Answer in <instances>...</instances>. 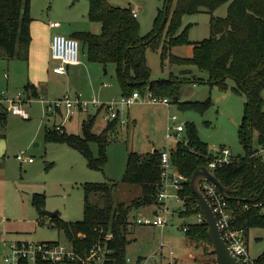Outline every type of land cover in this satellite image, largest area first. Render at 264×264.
Segmentation results:
<instances>
[{
  "label": "rangeland",
  "instance_id": "374dc122",
  "mask_svg": "<svg viewBox=\"0 0 264 264\" xmlns=\"http://www.w3.org/2000/svg\"><path fill=\"white\" fill-rule=\"evenodd\" d=\"M116 7L137 9V22L140 36H147L154 26L157 10L162 8L161 0H108ZM228 3L214 13L225 17ZM87 0H31V24L34 38L62 34L74 36L81 33L98 35L100 26L88 18ZM58 23V28L49 27ZM187 26L188 39L193 44L210 37V14L202 11L183 18L180 32ZM80 63L72 66L65 76L52 74L56 64L40 54L29 60L21 54L11 61L0 59V92L15 97L24 90L28 82L37 83L40 91L38 98L24 106L30 119L8 114L5 125H0V254L6 251L5 243H46L68 244L64 233L56 228L54 222L44 211L58 212V217L69 223L83 219V204L86 184L114 182L116 202L129 205L141 194V185L124 182V174L129 153L144 155L154 150L170 148L186 143L190 129H194L198 138L207 144L212 158L218 151L227 148L234 157H243L246 152L239 142L238 127L244 114V96L234 91V82L226 81L221 88L210 82L209 72L201 70L193 63H178L172 59L193 57V45L173 47L161 63V51H146V63L151 70V81L180 80L176 99H170L169 107L138 102L130 107L117 105L119 122L124 124L116 129L106 144L104 153L106 164L101 170L89 166L80 152L65 143L48 142L45 134L48 129L67 136H83L82 122L89 115L97 114L93 128L100 133L110 121L106 119L108 106L119 101L123 95L116 74V66H106L91 62L87 49L79 41ZM43 56V57H42ZM8 73L9 80L4 78ZM148 90V89H147ZM149 93V92H147ZM65 95L74 100L78 96L86 108L71 109L72 114L65 119L66 109L52 111L49 103ZM146 95V93H145ZM142 97V96H141ZM264 111V90L261 92ZM193 105V107L188 106ZM177 116L176 123L170 122ZM184 126V132L174 135L172 128ZM63 126L62 131L57 127ZM171 129L172 138L167 139V129ZM5 135V137L3 136ZM94 159H100L97 143L89 144ZM254 149L259 146L256 141ZM25 152L32 163L22 164L16 156ZM175 190L170 189L169 194ZM34 200H42L43 207L38 209ZM91 201H99L91 196ZM168 224L164 228L131 226L127 235L130 244L126 257L130 264H137L139 258L147 259V264H204L215 260L212 245H191L182 230L183 220L179 217L180 203L171 197ZM155 204L131 210V220L138 214L153 216ZM198 215L194 218L197 219ZM256 234H258L256 236ZM260 237V239H255ZM251 259H256L264 251V229L251 230L248 240ZM173 256H170V253Z\"/></svg>",
  "mask_w": 264,
  "mask_h": 264
},
{
  "label": "trees",
  "instance_id": "16d2710c",
  "mask_svg": "<svg viewBox=\"0 0 264 264\" xmlns=\"http://www.w3.org/2000/svg\"><path fill=\"white\" fill-rule=\"evenodd\" d=\"M78 1V0H74ZM88 18L100 26L98 35L81 33L71 36L81 41L87 49L91 62L106 66L114 64L123 95L138 92L141 96L150 92L156 97L176 99L180 80L151 81V70L146 63L148 48L161 51V63L171 49L192 44L188 39L187 26L181 30L183 18L202 11L210 14V37L193 43V57L189 60L173 58L178 63H193L201 70L209 72L210 82L226 87V81L234 82V91L244 96V114L238 127L239 142L245 150L243 157H234L229 164L218 167L215 175L218 181L232 190L226 201L232 210L231 226L242 230L246 236L251 229H264V162L257 153L264 148V111L261 92L264 90V0H161L162 8L157 10L154 26L147 36H140V25L133 17L131 9L116 7L108 0H87ZM228 3L225 17L214 13ZM31 0H0V59L11 61L21 54L28 59L31 43ZM148 89V90H147ZM24 92L33 98L39 95L35 86L27 84ZM193 107V105H189ZM97 114L89 115L82 122L83 136L60 135L48 129V142L65 143L80 152L89 166L101 170L106 164L104 149L111 135L120 126L119 120H110L100 133L93 131ZM8 113L0 107V125L6 123ZM254 141L259 148L254 149ZM97 143L100 159H94L89 147ZM174 169L187 178L178 191L186 211H180L185 232L191 245H210L208 227L203 220L197 224L196 215H203L198 200L192 193L190 179L200 167L208 166L211 154L207 144L202 142L195 130H189L186 143L170 152ZM161 156L159 150L140 155H128L124 182L141 185V194L129 205L116 202L114 190L117 184L105 182L86 184L83 204V219L69 223L59 217L51 219L62 231L71 248L78 253L88 251L93 245H106L111 251L105 264H128L126 250L130 241L129 222L131 210L156 203L161 184ZM98 196L93 203L91 196ZM38 209L42 200H34ZM111 235L112 239L107 240ZM104 243V244H103ZM211 246V245H210ZM264 264V251L255 260ZM39 264H50L40 262ZM62 264H74L73 262Z\"/></svg>",
  "mask_w": 264,
  "mask_h": 264
},
{
  "label": "built area",
  "instance_id": "2783aa9c",
  "mask_svg": "<svg viewBox=\"0 0 264 264\" xmlns=\"http://www.w3.org/2000/svg\"><path fill=\"white\" fill-rule=\"evenodd\" d=\"M131 13L134 18L138 17L137 9H131ZM51 28H58V23H50ZM80 43L78 40L71 36H65L62 34L53 35L51 40V53L52 58L56 62L53 68V72L57 75H66L67 67L77 66L80 63L79 53ZM5 77L7 75L5 74ZM32 101V96H28L26 92L22 91L15 97H9L5 91L0 92V107H3L8 114L19 116L23 119H29L28 112L24 109V106ZM140 103L164 105L169 107L171 101L168 97H156L150 92L145 96H142L138 92H134L130 96H122L119 101H112L106 106L107 117L109 120H119V110L115 109L117 105L130 107L132 105ZM88 105L83 104L78 96L74 100H71L69 96L65 95L63 98L49 103V108L52 111H61L63 107L66 109L67 119L71 114V109H83ZM100 107H103L101 105ZM170 122L176 123L178 121L177 116H172ZM121 124H124L123 120H120ZM63 126H58L57 130L62 131ZM171 129L168 127L166 138L170 139L173 135L170 133ZM174 135H179L184 132V126L177 125L172 128ZM178 137V136H177ZM185 144V143H184ZM170 148H162L159 150L161 156V184L160 189L156 197L155 211L153 216L138 214L133 220L130 219L129 228L133 225L142 227H159L164 228L168 224L169 206L167 201L169 198L174 197L179 203V211H186L183 206V199L179 196L178 191L182 188L184 182H187V178L179 174L173 167L170 160ZM26 153L21 152L16 156L22 164L32 163V158L25 157ZM257 156L264 162V148L261 149ZM234 156L227 148H222L218 151L217 157L212 158L208 165L211 172L215 173L218 167L225 164H229L233 160ZM175 190L174 194H169L170 189ZM201 191L207 201L209 202L212 211L217 220V226L220 231L221 237L227 244L230 252L238 259L240 264H257L255 259H251L249 256V250L247 245V238L242 230L235 229L231 226V220L233 219L232 210L230 209L226 197L220 192L218 187L209 180H204L200 184ZM205 221L203 215H198L196 223L199 224ZM1 228V222H0ZM184 233L188 230V225H182ZM112 239V236H107V240ZM104 244V243H103ZM6 251L0 254V264H39L40 262H48L50 264H62L73 262L74 264H105L111 251L106 245L95 244L88 251L83 253L75 252L70 245L61 244L57 242L46 243H22V242H10L5 243ZM173 256V253H170ZM130 264L129 260H126ZM147 259L139 258L137 264H147ZM206 264H216L215 260H212Z\"/></svg>",
  "mask_w": 264,
  "mask_h": 264
},
{
  "label": "water",
  "instance_id": "95a60500",
  "mask_svg": "<svg viewBox=\"0 0 264 264\" xmlns=\"http://www.w3.org/2000/svg\"><path fill=\"white\" fill-rule=\"evenodd\" d=\"M204 180H209L214 183L224 197L228 198V195L232 193V190L224 187L217 179L216 175L211 172L208 166H203L198 168L192 175L190 179V187L192 193L198 200L199 206L202 209L205 223L208 227V236L210 243L213 247L215 262L216 264H240L238 259L230 252L224 239L221 237L220 231L217 226L216 217L212 211V208L203 195L200 184ZM44 214L53 219L58 217V212L44 211Z\"/></svg>",
  "mask_w": 264,
  "mask_h": 264
},
{
  "label": "crops",
  "instance_id": "0c3cea01",
  "mask_svg": "<svg viewBox=\"0 0 264 264\" xmlns=\"http://www.w3.org/2000/svg\"><path fill=\"white\" fill-rule=\"evenodd\" d=\"M30 33H31V43H30V46H29V51H30L29 60L30 59H33L35 57V55L39 52L40 54L44 55L45 57H48V59L50 58V60H52L53 62H55L53 60V58H52V53H51V40L52 39L49 38L48 36H39L38 37V40H37L36 38H34V35H33V32H32V27L31 26H30ZM55 65L52 66V74L57 75V74H55L53 72V68H54ZM70 67H72V66L67 67V71L69 70ZM5 74L7 75V77H4V78H6L7 81H8L9 80V75H8V73H5ZM5 74H4V76H5ZM57 76H65V75H57ZM28 84H31V85L35 86V88L37 90V93L40 96L39 87H38L36 81L35 82H28ZM26 94L28 96H31L30 95L31 94L30 92H28V93L26 92ZM32 99H35V98L32 97ZM29 119H30V117H29ZM3 136L5 137V135H3ZM251 230H253V229H251ZM251 230H250V232H251ZM250 232H249L248 237H247V245H248V240H249ZM257 235L258 234H256V236ZM255 239H260V237H255ZM206 263H208V262L205 261L204 264H206Z\"/></svg>",
  "mask_w": 264,
  "mask_h": 264
}]
</instances>
